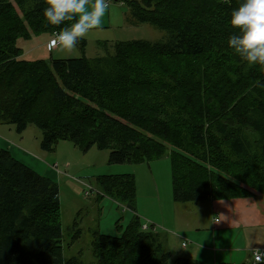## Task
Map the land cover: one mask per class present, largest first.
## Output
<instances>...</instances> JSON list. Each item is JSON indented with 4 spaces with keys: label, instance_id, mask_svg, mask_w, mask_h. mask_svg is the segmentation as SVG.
Masks as SVG:
<instances>
[{
    "label": "trees",
    "instance_id": "trees-1",
    "mask_svg": "<svg viewBox=\"0 0 264 264\" xmlns=\"http://www.w3.org/2000/svg\"><path fill=\"white\" fill-rule=\"evenodd\" d=\"M109 1L128 7L135 25L169 36L104 43L106 55L95 59L81 39L80 58L28 61L19 37H52L75 21L47 23L46 0H0V122L18 133L36 127L45 151L64 140L84 152L110 150L112 164L169 154L178 205L260 196L264 212V67H248L228 46L236 34L231 13L242 0ZM98 184L136 212L133 174ZM59 198L58 184L0 148V264H84L63 259ZM129 223L120 237L93 233L101 263L201 264L167 251L136 214Z\"/></svg>",
    "mask_w": 264,
    "mask_h": 264
},
{
    "label": "rangeland",
    "instance_id": "rangeland-1",
    "mask_svg": "<svg viewBox=\"0 0 264 264\" xmlns=\"http://www.w3.org/2000/svg\"><path fill=\"white\" fill-rule=\"evenodd\" d=\"M93 0L90 1L91 7ZM17 13L22 17L18 7ZM133 16L123 3L109 1L108 9L102 18V24L97 29L90 30L85 37L86 56L95 59L106 55L104 43L110 46L118 41L145 40L150 42L165 41L169 33L152 24L135 25ZM24 30L33 34L34 29L26 23ZM65 26L59 28L63 31ZM50 34L34 35L30 40L19 37L17 45L23 51V59L28 61L52 59H71L82 56L81 44L77 43L71 51L52 48L49 44ZM111 48V47H110ZM213 66V62L208 59ZM214 73H218L216 70ZM219 76H216L218 78ZM42 132L30 126L23 133H18L12 124L0 122V148L7 149L21 163L41 175L52 179L59 186L60 214L62 220L63 238L61 250L64 261L77 258L84 264H106L100 261V253L96 257L93 249V233L120 237L124 234L136 214L142 226H152L155 232L161 233V240L166 245L163 223L182 224L192 221L200 223L204 228L211 229L219 225L213 221L210 203L189 202L177 203L173 199L172 162L168 154L161 160L142 164H112L110 150H99L96 145L87 152L80 150L69 140L55 144L53 151H45L41 147ZM11 149V150H10ZM133 174L137 182L136 212L127 209L113 198L105 195L99 179L105 176ZM256 193V192H255ZM250 206H257L260 213L258 196L248 199ZM176 206V207H175ZM256 208V207H255ZM253 211V208L248 210ZM229 210L220 213L227 225ZM172 224V223H171ZM169 224V225H171ZM172 226V225H171ZM170 226V227H171ZM153 227V228H154ZM163 228V229H162ZM213 229V228H212ZM163 230V231H162ZM190 240H184L190 250L193 245ZM178 242V243H177ZM181 246L180 241L170 240V246ZM104 257V255H102Z\"/></svg>",
    "mask_w": 264,
    "mask_h": 264
},
{
    "label": "crops",
    "instance_id": "crops-1",
    "mask_svg": "<svg viewBox=\"0 0 264 264\" xmlns=\"http://www.w3.org/2000/svg\"><path fill=\"white\" fill-rule=\"evenodd\" d=\"M260 198L258 196V200ZM206 203H210L209 206L214 216L213 221L219 222V225H212L209 229V227L204 228L200 223L191 224L193 220L178 225L175 224L176 219L178 221V217L175 216L174 221L171 219L170 222L162 224L164 227V231H162L165 233L166 239V245L165 243L163 245L167 251L180 258L197 260L201 264H251L254 252H264V212L260 204L259 213L257 206H255L256 208L250 206L251 203L248 199ZM251 208L253 211L249 212L248 210ZM228 210L227 219L230 220L227 225L222 226L225 217L223 220L219 219V214L227 213ZM155 230L154 227L153 231L155 232ZM156 233L161 235L160 232ZM171 239L181 242V246L179 244V247H173L175 251L168 247ZM187 239L193 245L190 250L185 242L186 246H183L182 241Z\"/></svg>",
    "mask_w": 264,
    "mask_h": 264
},
{
    "label": "clouds",
    "instance_id": "clouds-1",
    "mask_svg": "<svg viewBox=\"0 0 264 264\" xmlns=\"http://www.w3.org/2000/svg\"><path fill=\"white\" fill-rule=\"evenodd\" d=\"M46 0L44 17L47 23L59 26L75 21L57 34L62 49L71 51L85 35L102 24L109 0ZM230 24L236 30L228 39L234 50L248 67H264V0H242L231 13ZM259 259V257H258Z\"/></svg>",
    "mask_w": 264,
    "mask_h": 264
},
{
    "label": "built area",
    "instance_id": "built-area-1",
    "mask_svg": "<svg viewBox=\"0 0 264 264\" xmlns=\"http://www.w3.org/2000/svg\"><path fill=\"white\" fill-rule=\"evenodd\" d=\"M57 34L58 33H55L51 37L52 39L50 40V43L49 44L51 45L52 48H58L59 46H61L58 43H56V41H57ZM143 230L148 231L149 230V227L148 226H144ZM183 246L185 247L186 244L184 243ZM258 257H259V259H258ZM263 257H264V252L263 251L262 252H254L253 253V264H263L264 263V258Z\"/></svg>",
    "mask_w": 264,
    "mask_h": 264
}]
</instances>
